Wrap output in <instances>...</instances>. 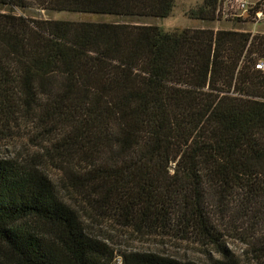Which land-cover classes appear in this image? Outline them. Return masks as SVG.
<instances>
[{"label":"trees","instance_id":"1","mask_svg":"<svg viewBox=\"0 0 264 264\" xmlns=\"http://www.w3.org/2000/svg\"><path fill=\"white\" fill-rule=\"evenodd\" d=\"M223 1L190 18L217 21ZM174 6L0 0V127L29 124L61 172L0 160V264H197L116 252L88 234L86 206L98 224L194 233L217 248L206 264H243L215 216L264 227V33L140 23Z\"/></svg>","mask_w":264,"mask_h":264},{"label":"rangeland","instance_id":"2","mask_svg":"<svg viewBox=\"0 0 264 264\" xmlns=\"http://www.w3.org/2000/svg\"><path fill=\"white\" fill-rule=\"evenodd\" d=\"M201 0H175L172 14L164 19L146 18L140 23L156 25L166 31L176 29L212 28L234 29L264 33V22L253 24L251 20L240 18L224 19L219 17L212 23L201 22L190 18L189 12L195 9ZM37 10L28 12L31 16L45 19H60L70 21H105L125 22L133 21L129 18L104 16L85 13H49ZM31 126L22 123L0 127V160H9L22 165L41 166L55 181L61 172L55 164L54 157L44 155L38 142L30 134ZM86 220V229L90 236L101 239L116 252H149L170 257L183 262L206 264L213 257H217V248L194 233L184 234L178 230L146 228L144 226L124 227L115 222L98 224L94 211L89 207L80 208ZM83 209V210H82ZM216 226L221 236V243L228 249L230 255L243 264H264V227L262 225L245 222L241 219L222 218L215 216Z\"/></svg>","mask_w":264,"mask_h":264},{"label":"built area","instance_id":"3","mask_svg":"<svg viewBox=\"0 0 264 264\" xmlns=\"http://www.w3.org/2000/svg\"><path fill=\"white\" fill-rule=\"evenodd\" d=\"M217 16L224 19H249L253 24L264 22V3L261 0H224L218 10ZM255 68L264 71V60H259Z\"/></svg>","mask_w":264,"mask_h":264}]
</instances>
